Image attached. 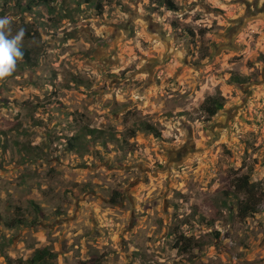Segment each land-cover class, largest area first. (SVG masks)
<instances>
[{"label":"rangeland","instance_id":"374dc122","mask_svg":"<svg viewBox=\"0 0 264 264\" xmlns=\"http://www.w3.org/2000/svg\"><path fill=\"white\" fill-rule=\"evenodd\" d=\"M7 1L32 61L0 79V264H264V201L231 194L264 191V0Z\"/></svg>","mask_w":264,"mask_h":264},{"label":"trees","instance_id":"16d2710c","mask_svg":"<svg viewBox=\"0 0 264 264\" xmlns=\"http://www.w3.org/2000/svg\"><path fill=\"white\" fill-rule=\"evenodd\" d=\"M50 0H28V2L24 1H16V4L19 6L21 11H30L33 10L34 7L38 5H48L49 7ZM79 2H83L85 4H93L96 10L98 11L99 15L102 16V0H78ZM8 1L4 0V5H7ZM164 4L171 10L175 9L174 3L171 0H164ZM53 10H50L52 13ZM188 32L193 35L191 30ZM29 36V32L26 33ZM23 52V58L21 59V63H31L32 61V53L30 49L21 48ZM236 81L244 83L246 81L245 78L237 77L235 78ZM224 107V99L220 95H212L205 97L200 102L201 111L205 115L206 121H211L213 117H215L220 110ZM144 129L155 136H160L161 133L156 130V128L151 124H145ZM93 132L90 131L89 133ZM77 140L76 138H70L67 142V145L70 148L74 147V141ZM232 192L236 199V215L240 219H245L249 215H253L259 212V207L264 201V191L255 183L252 182L250 179V174L245 173L239 176H235L231 182ZM19 221V220H18ZM17 221V222H18ZM9 227H13V224H9ZM219 233L216 232V235ZM180 240L184 242L182 247H185L186 250L189 249L190 243L188 238L180 237ZM55 254L48 250L47 248H39L36 249L33 255L28 259L29 264H44L49 258H53ZM95 264H102L101 262H95Z\"/></svg>","mask_w":264,"mask_h":264},{"label":"clouds","instance_id":"9594fccd","mask_svg":"<svg viewBox=\"0 0 264 264\" xmlns=\"http://www.w3.org/2000/svg\"><path fill=\"white\" fill-rule=\"evenodd\" d=\"M9 25V18H0V79L10 76L16 69L17 61L23 58L21 46L25 32L21 28L12 35Z\"/></svg>","mask_w":264,"mask_h":264}]
</instances>
